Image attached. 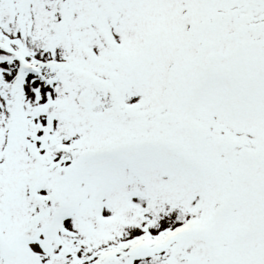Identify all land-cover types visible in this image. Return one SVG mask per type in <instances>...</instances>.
I'll return each mask as SVG.
<instances>
[{"label":"snow or ice","instance_id":"obj_1","mask_svg":"<svg viewBox=\"0 0 264 264\" xmlns=\"http://www.w3.org/2000/svg\"><path fill=\"white\" fill-rule=\"evenodd\" d=\"M0 264H264V0H0Z\"/></svg>","mask_w":264,"mask_h":264}]
</instances>
